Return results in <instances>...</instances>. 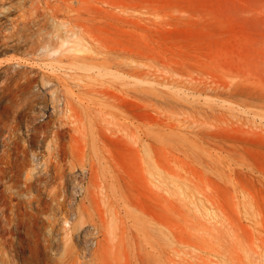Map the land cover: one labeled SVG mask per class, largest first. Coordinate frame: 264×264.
Instances as JSON below:
<instances>
[{"label": "rangeland", "instance_id": "obj_1", "mask_svg": "<svg viewBox=\"0 0 264 264\" xmlns=\"http://www.w3.org/2000/svg\"><path fill=\"white\" fill-rule=\"evenodd\" d=\"M61 1L0 0V247L25 264H264V0ZM63 23L89 42L82 87L76 58L44 48Z\"/></svg>", "mask_w": 264, "mask_h": 264}, {"label": "bare ground", "instance_id": "obj_2", "mask_svg": "<svg viewBox=\"0 0 264 264\" xmlns=\"http://www.w3.org/2000/svg\"><path fill=\"white\" fill-rule=\"evenodd\" d=\"M69 2V0H67ZM72 1V0H71ZM61 2H64V3H67L66 1H61ZM70 10V9H69ZM63 25L66 27L65 29V38L63 39L62 41V45L59 49H54L50 46H45V50L47 52L51 51V52H54V53H58L59 55H62L64 53H67V54H70V55H73L74 58H76V60L79 62L78 66H74L76 69H78L80 72L79 73H76V79L79 81V85L82 87L83 84L85 85V82L87 79H90L92 78V72L94 71V66L91 62H86L84 60L85 56L84 54H87V52L90 51V48L88 46V40L87 38L83 35V31L84 28H81V26L79 24H76V25H68L67 23H63ZM68 26V27H67ZM88 34V33H87ZM90 37V36H89ZM91 55H94V54H91ZM50 56V54H49ZM3 64V63H2ZM104 65V64H103ZM73 68V66H71ZM96 67V66H95ZM101 67V66H100ZM105 67V66H104ZM73 70V69H71ZM109 70V69H108ZM70 71V70H69ZM74 71V70H73ZM71 72V71H70ZM78 72V71H77ZM106 72V71H105ZM107 74V73H106ZM153 82H151V85ZM87 84V83H86ZM86 87V86H85ZM76 98V97H75ZM61 99V98H59ZM62 101V100H61ZM77 101V100H76ZM56 102V101H55ZM58 104V102H57ZM56 104V105H57ZM60 105V104H59ZM71 105H75V104H72ZM77 105V104H76ZM67 106H69V104H67ZM72 107V106H71ZM75 107L74 106V111L75 110ZM72 108L69 107L66 108V110H70ZM60 110V109H59ZM65 110V109H64ZM62 111V110H60ZM78 112V111H76ZM75 112V114H76ZM71 115V114H70ZM74 116V115H72ZM69 117V115H68ZM75 119V118H74ZM67 120V119H66ZM69 121V120H68ZM71 121V120H70ZM81 122V121H80ZM31 123V122H30ZM73 123V121H72ZM27 124V123H26ZM33 124V122H32ZM29 125V123L27 124ZM55 126V125H54ZM53 126V128H54ZM28 129H29V126H26ZM26 128V129H27ZM74 128V127H72ZM72 130V129H71ZM14 132V131H13ZM28 132V131H27ZM12 134V133H11ZM69 134V132L67 133ZM66 134V135H67ZM56 136V135H55ZM6 137V136H4ZM28 137V136H27ZM79 137V136H78ZM38 143V142H37ZM82 145V144H81ZM80 148V147H78ZM9 149V148H8ZM80 150V149H78ZM83 151V150H82ZM6 152V151H4ZM4 152H2L0 154V160L2 158L5 157L4 155ZM31 152V151H30ZM33 152V151H32ZM52 152V151H51ZM12 153V152H11ZM6 154L8 156H10V153L9 152H6ZM59 154V153H58ZM33 155V154H32ZM31 155V156H32ZM52 155V154H51ZM79 156V155H77ZM82 156V155H81ZM80 156V157H81ZM52 157H54L52 155ZM83 157V156H82ZM33 158V157H31ZM39 158V157H38ZM36 158H33V160H35ZM54 160V159H53ZM38 162V161H37ZM52 162V161H51ZM38 164V163H37ZM39 165V164H38ZM36 167V165H35ZM3 170L0 166V171ZM172 174V173H171ZM57 175V174H56ZM193 176V175H192ZM66 177V176H65ZM1 178V177H0ZM68 178H69V175H68ZM189 178V177H188ZM194 178V177H193ZM30 179V173H26L25 175V183L27 180ZM48 179V178H47ZM51 179V178H50ZM73 179V178H72ZM197 179V178H196ZM53 180V179H52ZM66 180V178H65ZM190 180V179H189ZM202 181V180H201ZM200 181V182H201ZM67 182V180H66ZM191 182V181H189ZM197 181V183H200ZM206 182V181H205ZM74 184V182H72ZM196 183V184H197ZM195 184V187L196 186ZM202 184L203 185H206L205 183H203L202 181ZM193 185V183H192ZM198 185V184H197ZM76 186V185H74ZM26 189H28V185L26 184ZM67 187V185H66ZM73 187V186H72ZM199 187H201L199 185ZM204 187V186H203ZM202 187V188H203ZM206 187V186H205ZM208 187V186H207ZM210 187V186H209ZM47 188V187H46ZM9 189V188H8ZM69 189V188H68ZM201 189V188H200ZM198 188V191L200 190ZM74 190H76L74 188ZM73 190V192H74ZM197 190V188L195 189ZM203 190V189H201ZM200 190V191H201ZM68 191V190H67ZM72 192V193H73ZM185 193V192H184ZM103 194V193H101ZM207 194V193H206ZM87 200V195L84 196V198L82 199L81 203L78 205L77 207V211L75 213H72V216L71 217H68L69 219L65 221V224H66V229H65V224L63 226V228L67 231V235H69V233H71L72 231H75V230H78L83 224H85L86 222V218H85V215L87 214V206L85 205V202ZM90 210L91 212H88V214L90 215H96L99 220L101 221L102 225L105 226L106 224L110 223L112 224L114 220L117 219V216H116V213L113 212V208L111 206V204H109V201H107V199H105V196L104 195H100V197L98 196L97 198H94L93 200V203L91 204L90 206ZM214 214L213 213H210L209 216H210V220L211 222H213L215 220V216H213ZM65 220V219H64ZM216 221V220H215ZM64 231V230H63ZM1 234V232H0ZM70 236V235H69ZM66 238V236H65ZM5 241H8L9 240H5ZM5 241H0L3 245H5ZM63 256V255H62ZM59 256V257H52V258H49L48 261H52L54 262V264H93L95 262V260L97 259L96 255L95 254H92L90 255V257L86 258V256H83V255H76V256H72V257H66V256ZM18 259V258H17ZM32 259H29V258H22V261L19 263V262H16L14 259H12L10 257V255L8 254V251L6 249V246L5 247H0V264H25L27 262H30ZM19 261V260H18Z\"/></svg>", "mask_w": 264, "mask_h": 264}]
</instances>
